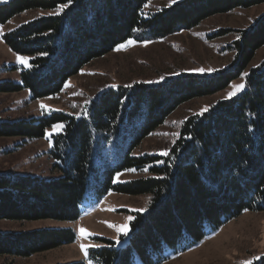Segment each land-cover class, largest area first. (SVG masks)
Returning <instances> with one entry per match:
<instances>
[{"label": "trees", "instance_id": "16d2710c", "mask_svg": "<svg viewBox=\"0 0 264 264\" xmlns=\"http://www.w3.org/2000/svg\"><path fill=\"white\" fill-rule=\"evenodd\" d=\"M150 0H8L0 23L29 10L56 11L4 35L14 52L29 56L21 83L1 82L0 92L29 89L33 98L59 93L66 81L95 58L133 35L163 38L191 29L216 14L249 8L264 0H182L153 15ZM232 43L229 66L211 74H185L155 85L105 88L88 104L87 114L0 120V137L52 135L51 155L59 176L0 173V219L76 220L85 201L113 191L149 195L151 203L130 222L127 244L107 240L91 248L97 264H160L193 247L222 224L248 210H264V61L251 68L235 97L220 100L187 118L167 155L133 151L165 123L181 104L220 92L248 68L264 46V15ZM130 169L147 175L129 182L115 176ZM146 169V170H145ZM71 228L0 233V254L30 256L73 243ZM70 264H86L83 261ZM251 264H264V256Z\"/></svg>", "mask_w": 264, "mask_h": 264}, {"label": "rangeland", "instance_id": "374dc122", "mask_svg": "<svg viewBox=\"0 0 264 264\" xmlns=\"http://www.w3.org/2000/svg\"><path fill=\"white\" fill-rule=\"evenodd\" d=\"M8 0H3L7 2ZM182 0H150L144 6V14H156ZM3 2H0L3 3ZM64 9V8H63ZM56 11L29 10L18 14L5 24L0 23V83H21V71L27 68L30 57L14 52L4 41V35L23 24ZM262 15L264 3L249 8H236L227 13L216 14L191 29H180L163 38L148 39L139 32L121 43L126 45L108 54L95 58L86 64L80 72L70 77L62 90L51 96L33 98L29 89L15 92H0V120L11 121L34 117L51 116L62 112L76 117L87 114L90 101L105 88L131 87L135 84L155 85L171 77L185 74H211L229 66L235 51L232 43L240 30L249 29ZM128 41H134L128 44ZM120 45V44H119ZM27 58V66L18 60ZM264 61V46L259 48L242 75L228 87L212 95L195 98L181 104L167 118L165 123L147 136L133 151L134 155H164L179 135L183 122L196 113L215 105L229 97L235 91L234 86H245L246 76L251 68ZM203 70V71H201ZM244 88V87H243ZM41 105L47 106L41 108ZM63 125V123H57ZM54 124V125H57ZM48 128L44 137L27 139L18 136L0 137V173L29 174L44 179H53L60 174L54 167L50 153L52 135L61 132ZM134 170V171H131ZM144 170L130 169L115 176L116 182H129L145 177ZM149 195H128L108 192L101 200L89 197L76 220L37 219L15 220L0 219V233L28 232L41 228H71L76 233L73 243L63 244L44 252L30 256L0 254V264H70L83 261L97 264L85 258L80 245H95L97 248L107 245V240L118 246L127 244L128 234H118L109 224H128L137 212L149 208ZM143 209V211H140ZM128 217H133L128 221ZM84 228L91 235L82 238L78 230ZM119 240V243L117 241ZM168 257L160 264H251L264 256V210H248L230 219L216 230H207L200 242L186 250L168 252Z\"/></svg>", "mask_w": 264, "mask_h": 264}, {"label": "snow or ice", "instance_id": "6c2138e0", "mask_svg": "<svg viewBox=\"0 0 264 264\" xmlns=\"http://www.w3.org/2000/svg\"><path fill=\"white\" fill-rule=\"evenodd\" d=\"M0 2H3V0H0ZM173 2H175V0H173ZM64 7H67V5H61L60 8L61 10H63ZM128 44H132L134 43V41H128L127 42ZM126 45H118L117 46V50L121 49V48H124ZM18 60L25 64L27 66V58L25 57H18ZM203 71V70H201ZM244 87L243 84H240V85H235L234 88H235V91L233 92H230L229 93V97L231 96H234L236 94V91H239V90H242ZM47 106L45 105H41V108H46ZM207 109L205 108L204 111H206ZM63 125H60V124H57V125H54V129H60L62 128ZM164 155H167V152H164L163 153ZM146 170V169H145ZM131 171H134V170H131ZM140 211H143V209H141ZM133 219V217H128V221H131ZM109 227H113L116 229L117 233L118 234H122L124 236H127L128 234V231H129V228H128V224H124V225H113V224H109ZM79 232V235L82 237V238H87V236L91 235V233L87 232L86 229L84 228H80L78 230ZM117 243H119V240L117 241ZM90 247H95V245H85V244H81L80 245V250L84 253V256L85 258L88 257V250ZM88 264H91V261L89 260ZM242 264H247V262H242Z\"/></svg>", "mask_w": 264, "mask_h": 264}]
</instances>
